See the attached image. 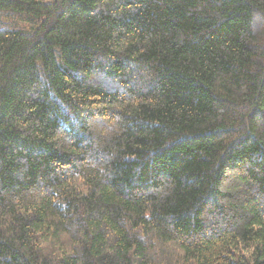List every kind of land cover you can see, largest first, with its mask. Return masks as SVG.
<instances>
[{
    "label": "trees",
    "instance_id": "trees-1",
    "mask_svg": "<svg viewBox=\"0 0 264 264\" xmlns=\"http://www.w3.org/2000/svg\"><path fill=\"white\" fill-rule=\"evenodd\" d=\"M0 264H264V0H0Z\"/></svg>",
    "mask_w": 264,
    "mask_h": 264
}]
</instances>
